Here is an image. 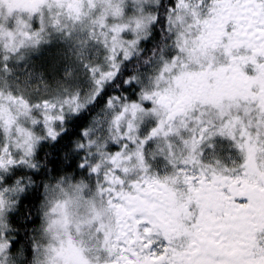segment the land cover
Returning <instances> with one entry per match:
<instances>
[{
  "label": "snow or ice",
  "instance_id": "snow-or-ice-1",
  "mask_svg": "<svg viewBox=\"0 0 264 264\" xmlns=\"http://www.w3.org/2000/svg\"><path fill=\"white\" fill-rule=\"evenodd\" d=\"M231 181L264 191V0H0V264H264Z\"/></svg>",
  "mask_w": 264,
  "mask_h": 264
},
{
  "label": "rangeland",
  "instance_id": "rangeland-1",
  "mask_svg": "<svg viewBox=\"0 0 264 264\" xmlns=\"http://www.w3.org/2000/svg\"><path fill=\"white\" fill-rule=\"evenodd\" d=\"M216 35L217 34L215 31L210 33V37H215ZM189 87L199 89L213 88L217 92L238 91L240 88L244 87V81L235 74L231 76L221 75L215 85H208L207 81L205 80L203 83H201L200 81H192ZM228 188L232 196H249L253 203L245 207H254L257 214H264V191H259L256 183L245 181L242 186L237 187V182L231 181V183L228 184ZM204 198L212 207H219L226 204L230 209H233L235 214L230 211L229 217L232 220H239V223L234 224L233 226L238 228H245L246 226L243 227V225L249 223V215L247 213H241L239 211V206H234L231 197L226 196L222 190L214 186H209L207 192L204 194ZM230 226L232 225H229L228 227ZM66 256L71 261L77 259V254L73 249H68L66 251Z\"/></svg>",
  "mask_w": 264,
  "mask_h": 264
},
{
  "label": "flooded vegetation",
  "instance_id": "flooded-vegetation-1",
  "mask_svg": "<svg viewBox=\"0 0 264 264\" xmlns=\"http://www.w3.org/2000/svg\"><path fill=\"white\" fill-rule=\"evenodd\" d=\"M259 215H264V214H259ZM247 224H248V223L244 224L243 227L246 226ZM230 227L233 228V229H235L236 231L241 232V234H243L244 229L246 228V227H245V228H238V227H235V226H233V225L230 226ZM237 250H238V249H237Z\"/></svg>",
  "mask_w": 264,
  "mask_h": 264
},
{
  "label": "trees",
  "instance_id": "trees-1",
  "mask_svg": "<svg viewBox=\"0 0 264 264\" xmlns=\"http://www.w3.org/2000/svg\"><path fill=\"white\" fill-rule=\"evenodd\" d=\"M159 30V29H158ZM161 36H163V32L161 31ZM150 55V53H149ZM145 59H147V57H145ZM41 193H43V190H41ZM31 218V217H30Z\"/></svg>",
  "mask_w": 264,
  "mask_h": 264
}]
</instances>
